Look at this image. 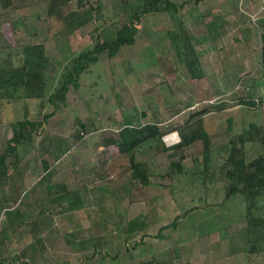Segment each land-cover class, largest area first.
Instances as JSON below:
<instances>
[{
  "label": "rangeland",
  "instance_id": "rangeland-1",
  "mask_svg": "<svg viewBox=\"0 0 264 264\" xmlns=\"http://www.w3.org/2000/svg\"><path fill=\"white\" fill-rule=\"evenodd\" d=\"M149 1L86 0L81 10L74 0L66 7L68 27L56 34L48 32L47 0H12L8 7L0 1V47L10 46L13 39L17 45L44 44L50 60L47 71L58 77L81 51L93 47L94 28H100L103 39H110L124 10ZM204 1L180 12L202 76H193L176 55L168 36V30L175 29L170 13L153 12L139 21L130 17L137 30L136 43L122 47L113 58L101 53L100 60L80 76V87L71 86L68 105L55 111L47 102L42 108L40 99L0 100L3 139L11 132L10 124L25 115L38 121L43 114H55L45 124L44 134L51 127L57 135L52 142L61 144L60 148L53 145L54 157L61 153L63 160L59 180L78 194L68 198L62 192L65 206L70 199L75 204L76 197L77 254L58 263L47 255L46 264H264V239L256 245L263 247L262 252L250 257L247 248L246 198L235 194L225 201L228 179L219 173L216 179L205 175L202 140L165 154L157 152L156 144L154 148L151 142L142 144L135 155L137 161L146 163L149 186L129 185V155L120 151L126 126L167 122L165 127L171 129L185 124L191 113L209 109L204 120L213 139L211 162L217 164L216 169L223 163L218 150L232 138L241 146V134L253 121L264 127V0ZM92 3L103 5L99 20ZM84 18L89 20L74 30ZM249 97L260 100L259 106L250 109L240 102ZM77 118L88 132L81 141L71 135L79 126ZM169 137L170 141L180 138L178 132ZM52 142L46 138L32 145L31 153L53 157L45 151ZM244 148L249 160L257 155L252 143H245ZM173 162L182 163L183 169L168 172ZM156 199L158 221L130 237L126 226L146 211L147 202L153 210ZM259 203L252 214L264 217V200ZM180 214L183 218L172 226ZM168 224L159 237L160 228ZM20 252L13 256V264H37L34 256L26 260L28 251ZM9 260L5 264H11L12 257Z\"/></svg>",
  "mask_w": 264,
  "mask_h": 264
},
{
  "label": "trees",
  "instance_id": "trees-1",
  "mask_svg": "<svg viewBox=\"0 0 264 264\" xmlns=\"http://www.w3.org/2000/svg\"><path fill=\"white\" fill-rule=\"evenodd\" d=\"M3 7L10 6L12 0H0ZM47 20L48 32L56 34L68 27V16L66 14V7L74 0H47ZM79 9H84L86 0H76ZM203 0H152L149 2H140L131 10H124L119 16L115 34L112 38L103 39V35L99 27L92 30L93 47L81 51L73 60L72 66L68 70H62L58 77L50 75L47 71V66L50 62L46 53V46L44 44L32 45H17L12 40V44L6 47H0V100L8 99L15 100L17 98H33L42 100V108L45 103L51 104L55 111L59 110L63 105H68L67 94L71 86L75 88L80 87V76L89 71L91 66L100 60V54L107 52L108 56L113 58L120 53L124 46H132L137 40V30L132 25L130 17L140 20L141 17L148 13L153 12H168L170 13L173 21H175V29L168 30V36L174 48V51L181 60H184L188 69L193 76H202L203 71L200 68V60L195 49V45L191 40L190 33L185 26V22L180 15L185 6L193 3L196 6ZM91 7L97 11L96 18L100 19L102 11V3L98 6ZM211 13V12H210ZM132 18V19H133ZM89 19L84 18L78 25L73 28L74 30L84 25ZM262 39V62L264 63V31L261 34ZM240 102L248 105V108L254 109L259 106L260 100L249 97L248 99H240ZM27 109L26 112H28ZM209 109H203L195 113H191L186 123L178 125L173 129L163 130L159 123H147L137 128L131 126L125 127L126 135L120 151L129 155L131 163V181L130 186H149L151 183L150 173L147 170L146 163L137 161L135 153L144 143H149L150 148L157 146V152L163 153L171 149H179L193 144L197 140L203 142V162L205 166V175L211 179H216V174L228 179L226 184L227 190L225 194V201L235 194H243L247 203V229L246 235L248 238V250L250 257L253 254L262 252V248L256 247L260 241L264 239V217L254 216L253 210L255 207L260 206L259 201L264 200V127L259 122L249 123V128L243 130L241 134L243 142L238 146L237 140L232 138L230 142L223 148L218 150V156L223 157V163L216 166L213 165L212 148L213 142L210 134L205 128L204 117L209 113ZM55 114H43L40 120H31L28 115L24 118L12 122L10 128L13 131V136L8 142L5 153L0 156V167L6 169V159L8 154L17 155L18 144L20 142H32L34 137L41 134L45 128V124ZM1 122V120H0ZM79 123L77 129L72 132V137L76 141H81L87 134L86 125L79 118L76 119ZM48 124V123H47ZM177 130L180 140L173 145H166L163 137L168 131ZM40 132V133H39ZM49 140L54 141L57 136L48 135ZM112 140V139H111ZM110 140V141H111ZM113 142V140L111 141ZM252 143L257 149V155L253 159H248L245 150V143ZM53 143V142H52ZM60 148V142H55ZM51 144V149L53 145ZM67 149H64L65 152ZM62 152V153H63ZM61 154V153H60ZM225 154V156H223ZM184 165L180 162H173L169 164L168 172L173 173L175 169L181 171ZM219 168V169H217ZM45 170L49 169L45 165ZM168 175V174H167ZM216 177V178H215ZM221 178V177H220ZM61 192H64L68 198L74 195L75 191H71L65 182L57 185ZM77 194V192H76ZM75 194V195H76ZM78 195V194H77ZM132 195V194H131ZM64 197L61 193V199ZM65 198V197H64ZM76 203V197L74 196ZM147 200H149L146 197ZM63 200V199H62ZM71 199L68 201L70 203ZM72 202V201H71ZM154 203L155 200H152ZM68 203V204H69ZM146 211L140 217L133 219L126 226V233L133 236L139 230H145L152 224L158 221L157 208L151 207L147 202ZM183 214L177 215L176 218L170 223L172 226L178 225ZM170 224L163 226L159 230L158 236L169 228ZM164 236V235H162ZM3 240V239H0ZM2 241H0L1 243ZM3 243V242H2ZM3 245V244H2ZM6 247L0 251V264H5L4 260L7 254ZM12 264V263H11Z\"/></svg>",
  "mask_w": 264,
  "mask_h": 264
},
{
  "label": "crops",
  "instance_id": "crops-1",
  "mask_svg": "<svg viewBox=\"0 0 264 264\" xmlns=\"http://www.w3.org/2000/svg\"><path fill=\"white\" fill-rule=\"evenodd\" d=\"M204 2V0L201 1L197 6H201ZM149 123H159L163 130H169L167 126L165 127L167 122L163 125L161 122ZM51 129L50 127V131L45 136L44 128L42 131L44 136L41 137V133L35 136L32 142H20L17 155L8 154L6 159L8 167H5L6 169L0 167V239H3L0 240L3 242L0 243V251L5 247L8 251L5 263L10 262V257H12V264L15 263L13 256L20 255V251L24 254L28 251L26 260L34 256L37 264H46L48 256L53 257V263H58L64 258L71 259L77 254L75 231L78 228V210L76 204H72L71 201L68 206L64 205L61 199L62 192L57 187L63 182L59 180L58 174L62 169L61 154L55 158L54 149L47 147L45 151L52 153L53 157H39L36 152L31 153L32 145L36 147L38 143L45 141L48 135L57 136L54 135L55 133L52 134L53 129ZM206 130L211 135L207 128ZM177 132V130L167 132L163 137L166 145L176 143L170 141L169 136ZM2 135L0 136V156L5 153L13 131H8L5 139ZM211 140L213 142L212 136ZM180 149H171L163 153ZM45 165L49 166L48 170L44 169ZM156 198L161 197L158 195ZM157 199L155 205H158ZM226 248L229 249V247ZM222 252L226 253L227 250Z\"/></svg>",
  "mask_w": 264,
  "mask_h": 264
},
{
  "label": "built area",
  "instance_id": "built-area-1",
  "mask_svg": "<svg viewBox=\"0 0 264 264\" xmlns=\"http://www.w3.org/2000/svg\"><path fill=\"white\" fill-rule=\"evenodd\" d=\"M262 9H264V5L262 6ZM257 14H258V12L254 15V17H253L254 19L258 18ZM179 140H180V138H179ZM179 140H176V141H173V142L175 143V142H178Z\"/></svg>",
  "mask_w": 264,
  "mask_h": 264
}]
</instances>
